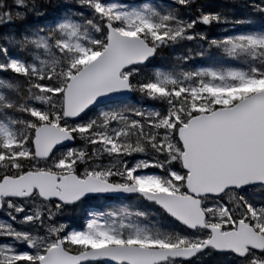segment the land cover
Returning <instances> with one entry per match:
<instances>
[{
	"label": "snow or ice",
	"instance_id": "obj_1",
	"mask_svg": "<svg viewBox=\"0 0 264 264\" xmlns=\"http://www.w3.org/2000/svg\"><path fill=\"white\" fill-rule=\"evenodd\" d=\"M0 264H264V0H0Z\"/></svg>",
	"mask_w": 264,
	"mask_h": 264
},
{
	"label": "rangeland",
	"instance_id": "obj_2",
	"mask_svg": "<svg viewBox=\"0 0 264 264\" xmlns=\"http://www.w3.org/2000/svg\"><path fill=\"white\" fill-rule=\"evenodd\" d=\"M0 219H3V217H0Z\"/></svg>",
	"mask_w": 264,
	"mask_h": 264
}]
</instances>
